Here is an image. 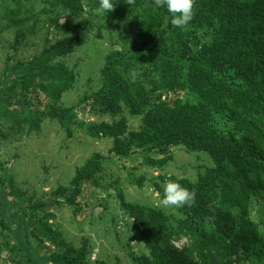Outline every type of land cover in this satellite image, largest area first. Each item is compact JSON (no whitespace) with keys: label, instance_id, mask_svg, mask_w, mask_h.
Here are the masks:
<instances>
[{"label":"rangeland","instance_id":"1","mask_svg":"<svg viewBox=\"0 0 264 264\" xmlns=\"http://www.w3.org/2000/svg\"><path fill=\"white\" fill-rule=\"evenodd\" d=\"M71 2L69 8L64 0H0V176L25 202L15 199V204L23 209L27 203L37 204L39 216L57 233L54 243L40 235L36 240L30 237L25 247L19 245L18 237L28 238L32 214L21 221L18 230L13 224L4 229L0 226V264H30L27 254L65 249H83L87 264H143L149 248L142 240L143 224L131 205L160 212L170 226L192 219L179 209L157 206L164 184L184 178L197 182L214 167V161L206 151L183 144L169 146L164 152L154 146L134 147L126 156H117L111 152L112 138L88 133L83 122H112L123 117L129 130L141 126L139 115L127 109L110 115L87 98L100 87L101 68L110 51L148 38V28L141 34L139 15L147 23L152 15L160 19L156 24L165 22L154 0H135L131 6L125 0H113L115 10L108 13L96 11L98 0ZM145 6L150 10L144 11ZM82 21L85 23L80 24ZM72 23L75 31L64 28ZM194 35L200 43L212 39L209 29L194 30ZM68 38L73 41L66 53L42 65L35 61L44 49ZM57 62L66 67L64 75L70 82L57 89L46 85V93L41 87L49 84L45 67ZM145 68H130L131 73H138L135 81L150 78ZM154 94L168 105L176 99L196 101L187 90L163 89ZM52 105L65 116V123L52 116ZM64 109L70 111L62 113ZM67 114L71 116L66 118ZM215 121L218 127L227 128L226 117L217 116ZM250 121L259 128L264 142V114H252ZM240 132L238 136L243 137ZM93 155L99 156L96 171L81 182L74 203H68L76 170ZM259 164L253 175L257 173L264 187V164ZM245 205L242 214L236 207L219 204L233 213L237 225L246 221L264 236V188ZM187 238H174L171 243L182 250ZM230 260H236L233 264H260L243 254Z\"/></svg>","mask_w":264,"mask_h":264},{"label":"trees","instance_id":"2","mask_svg":"<svg viewBox=\"0 0 264 264\" xmlns=\"http://www.w3.org/2000/svg\"><path fill=\"white\" fill-rule=\"evenodd\" d=\"M64 1L70 8L71 0ZM159 8L163 22L169 20L167 27L156 24L160 19L154 15L149 23L139 15L141 34L148 28L149 40L140 37L128 48L110 51L101 68L100 87L87 98L110 115L122 109L139 115L141 126L129 130L123 117L83 125L91 136L112 138L111 152L117 156H126L134 147L154 146L164 152L169 146L183 144L191 150L206 151L214 161V167L197 182L185 178L178 182L196 193L192 207L179 209L192 219L170 226L160 212L131 205L143 224L142 240L149 248L143 264H233L239 259L230 258L242 254L264 264V236L249 228L246 221L237 225L233 213L219 206L236 207L245 214L246 202L264 188L257 173L253 175L259 169V161L264 164V142L261 131L250 121L252 114H264V0H195L194 18L183 29L172 26L166 8ZM64 28L75 31V24ZM201 28L211 31L210 42L196 40L194 30ZM72 41L58 40L35 61L42 65L53 56L66 53ZM136 65H145L148 72L144 73L150 74L148 80L133 82L130 68ZM45 70L49 84L42 83L41 87L46 93V85L57 89L70 82L61 63L48 64ZM22 89L27 92L25 86ZM163 89L187 90L196 101L176 99L168 105L154 94ZM57 110L50 106L52 116L65 123V116ZM66 111L70 110L62 113ZM70 116L67 114L66 118ZM217 116L227 118V128L217 126ZM239 131L243 137L238 136ZM98 157L93 155L76 170L71 182L73 195L66 198L68 203H74L81 182L89 180L96 171ZM15 199L20 204L24 202L10 182L0 176L1 228L13 224L18 230L21 221L32 214L29 236L18 237L19 245L28 247L29 238L36 240L40 235L56 242L57 233L39 216L38 205L27 203L23 209L15 204ZM181 236L188 237V242L178 250L171 241ZM27 261L87 264L83 249L27 254Z\"/></svg>","mask_w":264,"mask_h":264},{"label":"clouds","instance_id":"3","mask_svg":"<svg viewBox=\"0 0 264 264\" xmlns=\"http://www.w3.org/2000/svg\"><path fill=\"white\" fill-rule=\"evenodd\" d=\"M131 6L135 0H125ZM158 7H165L170 14V23L176 28H187L194 18L195 0H154ZM115 10L113 0H98L96 9L99 13H108ZM169 20L166 18L165 27ZM138 73L133 71L131 77L133 82ZM196 193L194 190H189L183 187L177 181L169 180L164 184L163 196L158 202V207L180 209L185 206L192 207L195 204ZM132 223V222H131Z\"/></svg>","mask_w":264,"mask_h":264}]
</instances>
